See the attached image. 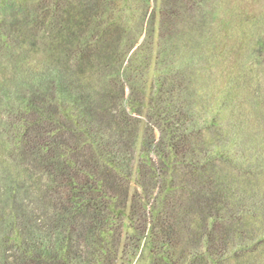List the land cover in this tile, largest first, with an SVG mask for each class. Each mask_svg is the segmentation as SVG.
I'll list each match as a JSON object with an SVG mask.
<instances>
[{
	"label": "trees",
	"instance_id": "1",
	"mask_svg": "<svg viewBox=\"0 0 264 264\" xmlns=\"http://www.w3.org/2000/svg\"><path fill=\"white\" fill-rule=\"evenodd\" d=\"M241 2L0 0V264H264Z\"/></svg>",
	"mask_w": 264,
	"mask_h": 264
},
{
	"label": "rangeland",
	"instance_id": "2",
	"mask_svg": "<svg viewBox=\"0 0 264 264\" xmlns=\"http://www.w3.org/2000/svg\"><path fill=\"white\" fill-rule=\"evenodd\" d=\"M231 3H235L238 0H228ZM240 6L244 13L248 15H261L264 12V0H241ZM134 174H131V188L129 191V196L132 194L134 182H133ZM130 198V197H129ZM125 264H148V252L144 247L142 248L137 256L130 261H127Z\"/></svg>",
	"mask_w": 264,
	"mask_h": 264
}]
</instances>
